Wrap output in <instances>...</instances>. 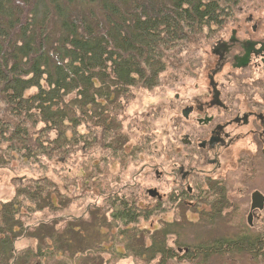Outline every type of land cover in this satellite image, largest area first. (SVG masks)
I'll return each mask as SVG.
<instances>
[{"label": "trees", "instance_id": "obj_1", "mask_svg": "<svg viewBox=\"0 0 264 264\" xmlns=\"http://www.w3.org/2000/svg\"><path fill=\"white\" fill-rule=\"evenodd\" d=\"M234 4V0H0V166L9 162V152L33 162L40 158L66 162L77 151L74 147L84 151L90 146L87 134L79 131L83 124L100 127L104 137L121 143L117 116L130 89H154L166 62L197 49L200 39L214 37ZM26 182L17 186L12 200L0 202V264L12 259V242L21 233L37 242L38 251L27 247L14 264H34L37 261L30 260L45 259L52 252L74 259L78 254L72 257V246L84 241L82 230L74 228L78 221L64 219L69 226L56 231L55 220L41 221L25 231L16 219L23 200L30 211L58 207L59 191L50 178ZM119 202L115 208L122 241L138 237L141 244L134 252L148 260L157 254L163 260L173 257L165 235L150 236V244H144L143 232L128 226L138 209L127 200ZM60 203L61 209L66 202ZM132 246L125 244L124 250L135 254ZM185 248V259L199 258L201 263L225 253L233 258L243 252L252 258L264 256V229L226 243ZM84 256L88 255L80 256L81 264L87 261Z\"/></svg>", "mask_w": 264, "mask_h": 264}, {"label": "rangeland", "instance_id": "obj_2", "mask_svg": "<svg viewBox=\"0 0 264 264\" xmlns=\"http://www.w3.org/2000/svg\"><path fill=\"white\" fill-rule=\"evenodd\" d=\"M234 1L230 16L216 27L215 36L211 39H200L197 49L180 53L178 59L167 61L154 89H130L127 98L121 103L123 109L117 116L121 124V130L118 131L121 143L111 139L110 135L104 137L100 127L83 124L79 131L87 134L85 139L90 146L85 147L84 151L74 147L77 151L66 162L61 163L56 158H40L38 162H33L21 158L17 152H9L10 155L6 157L9 162L0 166V202L12 200L17 186L21 183L26 184L29 179L42 177L50 178L60 195L58 207L54 210L30 211L24 205L26 200L22 201L20 206L25 208L19 207L16 219L23 223L25 231L34 228L41 221L52 220L56 222L52 228L56 231L69 226L64 219H73L78 221L74 228L82 230L84 234V241L76 246L77 250L72 246L70 252L72 257L78 254L76 260L52 252L45 259L40 256L39 260L33 258L30 262L81 264L80 256L88 255L87 258L83 257L87 260L84 264H264V256L252 258L247 252L236 253L234 258L227 256V253L216 255L201 263L199 258L185 259V251L177 249L197 247L209 242L226 243L240 236L255 235L264 229V211L253 220L252 227L245 221L251 192L257 189L264 194V156L262 159L258 153L259 157H252L259 150L258 147H261L256 137L246 136L230 148L227 154L228 163L223 166L227 170L221 171L222 177L228 181V188L232 190L229 191L234 204L232 217L203 221L201 217H197L194 208L187 207L182 202H155L145 194L146 187L157 186L161 193L168 192L172 187L166 179L157 180L146 167L157 166L160 170H168L169 162L176 161L174 153L179 149V138L183 132L180 127L183 121L179 114L183 102H176L175 98L179 95L181 101H189L195 94L206 92V76L211 67L208 53H211L213 40L227 37L233 27L249 29L250 24L245 21L249 17L253 23L259 24L258 35H264V0ZM233 76L237 80L231 85L228 84L229 91H237L238 100L245 103L261 101L257 94H264V83L256 75L246 74L245 79H242L243 75ZM219 77L217 76L218 80ZM143 167L147 173L140 174ZM122 199L138 209L135 211L137 215L134 222L128 226L143 232L137 234L143 235L144 244L147 246L151 242L150 236L165 235V246L172 249L173 257L163 260L157 254L148 260L146 256H138L134 252L141 244L138 237L130 235L127 237L128 242L125 239L122 241L123 237L119 236L122 222L119 221L120 214L115 208ZM60 201L66 202L61 209L59 204H63ZM89 209L93 212L86 215ZM91 216H94L92 220ZM158 240L160 239L157 238ZM12 243L15 253L8 264H14L17 257L23 254L22 250L27 247L38 251L37 242L25 237V233H21V237ZM125 244H133L130 250L135 254L125 251Z\"/></svg>", "mask_w": 264, "mask_h": 264}, {"label": "flooded vegetation", "instance_id": "obj_3", "mask_svg": "<svg viewBox=\"0 0 264 264\" xmlns=\"http://www.w3.org/2000/svg\"><path fill=\"white\" fill-rule=\"evenodd\" d=\"M245 21L250 24L249 29L233 27L227 37H218L211 43L206 92L195 94L189 101H181L176 95L175 101L183 102L179 113L183 132L179 138V149L174 153L176 161L169 162L168 170H160L157 166L146 167L157 180L166 179L172 185L168 192L162 193L157 186L146 187L147 198L155 202H182L194 208L197 217L207 222L226 219L234 213L233 200L229 195L232 190L221 174L227 168L223 166L228 163L229 149L250 135L256 137L261 145L252 157L258 156V153L260 158L264 156V94H257L261 97L257 103H245L237 99V91H229L228 85L237 80L234 74L243 75L242 79L247 78L246 74L256 75L264 83V35H258L259 24L253 23L251 17ZM143 172L145 167L140 174ZM255 192L262 198L260 203L253 202ZM249 197L245 221L252 227L253 220L264 211V194L255 189ZM177 249L185 251L187 248Z\"/></svg>", "mask_w": 264, "mask_h": 264}, {"label": "water", "instance_id": "obj_4", "mask_svg": "<svg viewBox=\"0 0 264 264\" xmlns=\"http://www.w3.org/2000/svg\"><path fill=\"white\" fill-rule=\"evenodd\" d=\"M253 202L255 203L256 201H258L259 203L261 202V200H262V198H261V196H259V194L258 193H253ZM254 205H256V204H253V206ZM260 206V205H259Z\"/></svg>", "mask_w": 264, "mask_h": 264}]
</instances>
